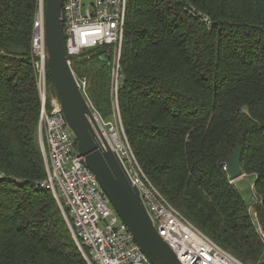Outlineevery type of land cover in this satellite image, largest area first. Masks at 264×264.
Instances as JSON below:
<instances>
[{"label": "trees", "instance_id": "obj_1", "mask_svg": "<svg viewBox=\"0 0 264 264\" xmlns=\"http://www.w3.org/2000/svg\"><path fill=\"white\" fill-rule=\"evenodd\" d=\"M37 1L0 0V264H86L39 185ZM111 53L70 63L92 110L111 122L116 98L126 141L160 193L224 250L264 264V0H127L115 93ZM236 146L255 177L251 204L222 166Z\"/></svg>", "mask_w": 264, "mask_h": 264}, {"label": "built area", "instance_id": "obj_2", "mask_svg": "<svg viewBox=\"0 0 264 264\" xmlns=\"http://www.w3.org/2000/svg\"><path fill=\"white\" fill-rule=\"evenodd\" d=\"M126 8L127 0H63L62 3L68 61L71 63L72 59L94 48H111L114 93L118 83ZM44 23L45 0H38L32 21L30 54L40 102L38 139L46 170V178L39 185L52 191L86 264H150L94 173L76 155L75 136L47 83ZM76 80L86 97L85 80ZM114 110L115 125L120 128L125 145H120L116 139L115 146L111 147L119 154L131 182L138 188L158 235L178 261L181 264H252L220 247L160 193L135 160L126 141L116 98ZM94 113L99 124L101 121L104 126L112 125ZM255 221L257 223L256 218Z\"/></svg>", "mask_w": 264, "mask_h": 264}, {"label": "water", "instance_id": "obj_3", "mask_svg": "<svg viewBox=\"0 0 264 264\" xmlns=\"http://www.w3.org/2000/svg\"><path fill=\"white\" fill-rule=\"evenodd\" d=\"M63 0H45L46 70L68 128L76 139V155L96 176L116 213L150 264H181L154 228L138 188L117 153L106 141L96 114L81 91L65 54ZM101 58L110 61L109 49ZM107 52V53H106ZM242 150L236 146L222 166L230 181L242 175Z\"/></svg>", "mask_w": 264, "mask_h": 264}, {"label": "rangeland", "instance_id": "obj_4", "mask_svg": "<svg viewBox=\"0 0 264 264\" xmlns=\"http://www.w3.org/2000/svg\"><path fill=\"white\" fill-rule=\"evenodd\" d=\"M111 62H112V65H111L110 76H111V81H113V76H112L113 60H112V58H111ZM47 83H48V87L52 91L51 84L48 81H47ZM113 118L111 120L112 125L104 126L101 121H100V125L103 127L104 133L109 138H111L110 135H111V132L113 130L115 136L117 137L116 139H118L119 144L124 146L125 145V141L122 138V134L120 132L121 130H120V128L116 127L115 120ZM110 143H112V142H110ZM113 146H115V144H113ZM241 173H242V175L239 176L238 178H236L234 181H232V184L239 190V192L241 193V195L243 196L245 201L248 204H251L254 201L252 185H253V181L255 180V177H254V175H249L247 173H244L243 171H241ZM249 212L251 214L252 220L256 223V221H255L256 215L254 213L255 209L250 207ZM100 227H102V223H100ZM257 231L259 232L260 228L258 229V227H257Z\"/></svg>", "mask_w": 264, "mask_h": 264}, {"label": "bare ground", "instance_id": "obj_5", "mask_svg": "<svg viewBox=\"0 0 264 264\" xmlns=\"http://www.w3.org/2000/svg\"><path fill=\"white\" fill-rule=\"evenodd\" d=\"M102 134H103L104 138L106 139V141L109 143V145H113V144L115 143V141H116V136H115V134H114L113 131L111 132V135H110L111 138H109V137L104 133V130H103V129H102ZM110 142H112V143H110Z\"/></svg>", "mask_w": 264, "mask_h": 264}]
</instances>
